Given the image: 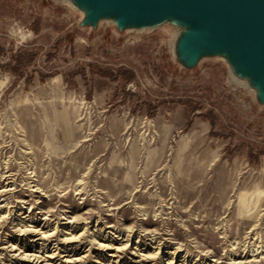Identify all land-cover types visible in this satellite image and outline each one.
Segmentation results:
<instances>
[{
	"label": "rangeland",
	"instance_id": "rangeland-1",
	"mask_svg": "<svg viewBox=\"0 0 264 264\" xmlns=\"http://www.w3.org/2000/svg\"><path fill=\"white\" fill-rule=\"evenodd\" d=\"M108 35L0 0V264H264V114Z\"/></svg>",
	"mask_w": 264,
	"mask_h": 264
},
{
	"label": "water",
	"instance_id": "water-1",
	"mask_svg": "<svg viewBox=\"0 0 264 264\" xmlns=\"http://www.w3.org/2000/svg\"><path fill=\"white\" fill-rule=\"evenodd\" d=\"M67 8L77 31L108 28L114 42L130 35L165 39L173 71L194 75L220 65L227 85L264 114V0H49Z\"/></svg>",
	"mask_w": 264,
	"mask_h": 264
}]
</instances>
